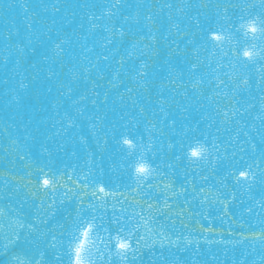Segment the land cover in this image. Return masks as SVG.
I'll return each instance as SVG.
<instances>
[{
    "label": "water",
    "instance_id": "obj_1",
    "mask_svg": "<svg viewBox=\"0 0 264 264\" xmlns=\"http://www.w3.org/2000/svg\"><path fill=\"white\" fill-rule=\"evenodd\" d=\"M67 2L54 13L28 0L25 13V0H0V242L21 235L0 264L40 252L70 264L86 223L90 264H264V184L237 183L264 168V56L241 55L264 41L240 29L264 0H124L114 16L111 0ZM197 145L207 151L191 157ZM117 237L132 244L126 260Z\"/></svg>",
    "mask_w": 264,
    "mask_h": 264
},
{
    "label": "snow or ice",
    "instance_id": "obj_2",
    "mask_svg": "<svg viewBox=\"0 0 264 264\" xmlns=\"http://www.w3.org/2000/svg\"><path fill=\"white\" fill-rule=\"evenodd\" d=\"M110 2V0H104V3L108 4ZM124 2V0H111V6L108 7L107 10H104V14L105 15H109V16H114L115 12H113V9H118V6L121 5ZM140 2L142 3L143 0H140ZM39 3L41 5L45 4V0H39ZM67 0H51V10L52 12H59L60 11V7L64 4H67ZM181 4H185L187 3V0H180ZM28 4V0H25V3H23L21 5L23 11L25 13L29 12V9L27 7ZM201 4L202 7H207L206 3H203V0H201ZM81 7L87 8L89 7V4L87 3V0H85L84 3H82L80 5ZM94 6V5H91ZM173 7L171 2H167L164 3L162 8L160 9V11H163L164 8L167 9H171ZM217 7H219V5H217ZM229 7H232V5H229ZM45 11H47V8H45ZM177 11L182 12L183 8H178ZM32 15H36V13H30L29 14V18H31ZM202 15V13H201ZM139 16L140 13L137 12L135 14V22L139 23ZM169 20L172 19L171 15H169ZM98 19V17H97ZM130 19V17L128 16H124L123 20L126 22ZM241 20L244 19V17L240 18ZM92 20V16H89V21L91 22ZM145 21H146V25L150 26L152 23H154V18L151 15V13L146 14L145 15ZM196 24L197 26H199V20L196 19ZM174 27L178 28L179 25H173ZM96 25L92 24V28H95ZM244 27V23L240 24V29H242ZM28 30L31 31L32 25H28L27 26ZM106 31H109V29H105ZM117 34L123 38L125 36V32L123 30V28H119L116 30ZM251 33V39L252 41H264V13H257V16L255 18H253V22L252 24H250L248 26V31L244 32V37L248 38L249 34ZM16 35H18L19 33H15ZM154 38V37H153ZM211 39L214 41H220L222 39V37L216 33H213L211 36ZM66 41L61 40L59 43H56L54 45V48L57 52V54H59L62 49H61V45L63 43H65ZM110 42V41H109ZM134 46V45H133ZM253 48H256L257 45L256 43L252 44ZM261 51H264V48H261ZM131 55V54H129ZM226 55V54H225ZM251 53L249 51L244 50L243 51V57H248L249 59H245L247 62H249V60L251 59ZM262 59H264V57H261ZM106 59V57H105ZM145 65L141 64L140 68H141V72L140 75H145L146 73L143 72ZM198 67V64H193L191 65V68L194 70ZM220 83H223V81H220ZM258 83L264 84V75L261 76L260 81ZM249 84L247 79H241L240 84L236 85L237 88L240 87H247ZM21 88L26 87L23 83H21L20 85ZM193 87H196V85H193ZM216 87H219V83L216 85ZM143 111V110H141ZM224 115H227V113H224ZM233 115H235V113H233ZM259 119H264V115L258 117ZM69 126L72 125V122L69 121ZM124 144L128 145L129 147H132L133 145V141L131 139L126 138L123 141ZM169 147H171V145H169ZM252 149L253 151H255L256 149V145H252ZM5 152L8 151L7 148L4 149ZM241 151H243V149H241ZM195 154V153H194ZM20 159H23V156H20ZM249 168H251V165L248 166ZM257 167L259 168V164H257ZM257 176H260L261 179L257 180ZM241 181H251L249 183V188L253 187L255 183H261L264 184V168H260V172L259 174L253 170L251 172L247 171V170H241L239 171V176L237 177V183H240ZM50 181L48 179H44L42 181V184L44 187H48L50 185ZM99 192L103 193L105 192V187L104 186H100L99 187ZM33 196L36 195V193H31ZM256 204H258L260 206L261 209H264V197H261V200L259 201H255ZM91 207V206H90ZM51 208V205H48V209ZM246 211L248 213H252L253 212V208L252 207H248L246 209ZM259 213H257L258 215ZM20 228L22 229H26V231L24 232V237L27 238L29 237V233L32 231H35V228L33 227V225H24L23 223L20 224ZM93 231V224L92 223H86V225L82 228V230L80 231V235L78 238H76V243L74 245H72L71 243L69 244V249L70 251L68 252V256H69V261L70 264H90L89 261V243H90V234ZM43 235V234H41ZM21 238V235L19 232L14 233L13 236L11 238H7V242H0V251L3 252H7L9 246L13 243H15L16 240H19ZM3 239V238H0ZM57 240L56 236L52 237V243H51V247L55 248L57 246V243L55 242ZM174 243V242H173ZM115 248L117 250V252L121 255V259L122 260H126L127 259V250L132 249V244L130 242H126L122 239H119V237L116 238V243H115ZM138 250L135 249L133 250L134 252ZM24 256L21 255H13L11 257V260H9L7 262V264H13V261H16L17 264H44V260H43V253L40 252L38 253L36 256H27V259H24ZM135 258V256L133 257ZM213 259H215V257H213ZM57 264H63L62 258L61 257H57ZM170 264H175V262H170Z\"/></svg>",
    "mask_w": 264,
    "mask_h": 264
},
{
    "label": "clouds",
    "instance_id": "obj_3",
    "mask_svg": "<svg viewBox=\"0 0 264 264\" xmlns=\"http://www.w3.org/2000/svg\"><path fill=\"white\" fill-rule=\"evenodd\" d=\"M253 22V18H249L244 22V27L242 28L243 32L248 31V26L250 24H252ZM250 38H251V33L249 34ZM249 51L252 55H251V59L249 60V62H254L257 58L264 56V51H257L256 48L251 47H246L242 50V57H243V51ZM244 59H249L248 57H243ZM126 139V137H121L119 143H121L126 149H131L133 147H129L128 145L124 144L123 141ZM207 151V149L203 146V145H197L194 149H192L190 151V156L191 157H200L203 156L205 154V152ZM195 153V154H194ZM134 171L137 174L143 175V174H147L150 171L149 165L143 161L138 162L135 165V169ZM25 260L27 258H24ZM13 264H17L16 261H13Z\"/></svg>",
    "mask_w": 264,
    "mask_h": 264
}]
</instances>
